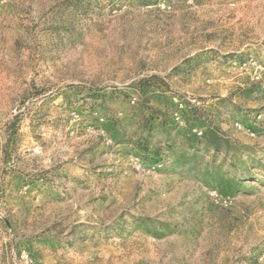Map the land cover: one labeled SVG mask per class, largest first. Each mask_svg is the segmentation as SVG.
<instances>
[{
  "label": "rangeland",
  "instance_id": "obj_1",
  "mask_svg": "<svg viewBox=\"0 0 264 264\" xmlns=\"http://www.w3.org/2000/svg\"><path fill=\"white\" fill-rule=\"evenodd\" d=\"M0 264H264V0H0Z\"/></svg>",
  "mask_w": 264,
  "mask_h": 264
}]
</instances>
